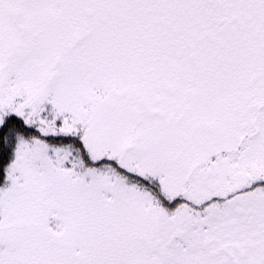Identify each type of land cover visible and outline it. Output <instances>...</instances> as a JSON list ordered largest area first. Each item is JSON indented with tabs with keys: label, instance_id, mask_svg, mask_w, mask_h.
Here are the masks:
<instances>
[{
	"label": "snow or ice",
	"instance_id": "6c2138e0",
	"mask_svg": "<svg viewBox=\"0 0 264 264\" xmlns=\"http://www.w3.org/2000/svg\"><path fill=\"white\" fill-rule=\"evenodd\" d=\"M0 264H264V0H0Z\"/></svg>",
	"mask_w": 264,
	"mask_h": 264
}]
</instances>
